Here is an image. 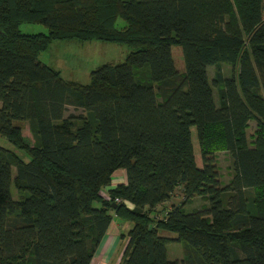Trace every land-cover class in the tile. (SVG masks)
Listing matches in <instances>:
<instances>
[{
    "label": "trees",
    "instance_id": "1",
    "mask_svg": "<svg viewBox=\"0 0 264 264\" xmlns=\"http://www.w3.org/2000/svg\"><path fill=\"white\" fill-rule=\"evenodd\" d=\"M53 40L130 52L80 84L38 60ZM0 135L29 157L0 146V264H90L112 213L130 223L118 264H264V0H0Z\"/></svg>",
    "mask_w": 264,
    "mask_h": 264
},
{
    "label": "rangeland",
    "instance_id": "2",
    "mask_svg": "<svg viewBox=\"0 0 264 264\" xmlns=\"http://www.w3.org/2000/svg\"><path fill=\"white\" fill-rule=\"evenodd\" d=\"M124 21L118 19L116 26L119 28L123 26ZM19 30L26 34L35 33H46L47 29L41 24L36 23H21L19 25ZM130 52V49L123 44H115L110 42H104L99 40H89V41H77V40H53L48 45L46 50L42 51L38 55V60L42 63L57 69L60 75L65 80L75 81L80 84H87L89 81V72L95 68L106 64H119L123 63L126 56ZM174 61L179 70H182V62L178 50H173ZM221 73L223 76L228 77L230 74V67L226 64L220 65ZM216 68L210 66L207 68L208 79L212 81ZM213 96L215 104L217 102V88L212 87ZM78 113L72 108H68L67 113ZM21 128L22 135L32 143V136L29 132L28 125L26 122H13ZM256 129V123L254 120L248 121V126L246 129L247 141L251 144L253 139V134ZM191 143L193 146V152L196 160V164L200 165L199 151L197 146L196 134L194 127L190 128ZM0 146L11 150L15 153L22 161L26 162L29 160L27 154L23 151L14 148L4 137L0 135ZM215 163L218 169L219 178L222 184H227L231 176V159L227 152L218 151L215 153ZM14 172V168L12 169ZM12 172V174H13ZM11 195L14 199L17 198V193L11 186ZM179 198H174L177 202ZM97 203H94V206ZM206 205V202L200 198H195L190 204L184 206V211L189 212L193 209H199L201 206ZM160 233L165 235L174 236L173 233L163 232ZM167 257L169 260L179 261L182 256L181 245L178 243L167 244Z\"/></svg>",
    "mask_w": 264,
    "mask_h": 264
},
{
    "label": "crops",
    "instance_id": "3",
    "mask_svg": "<svg viewBox=\"0 0 264 264\" xmlns=\"http://www.w3.org/2000/svg\"><path fill=\"white\" fill-rule=\"evenodd\" d=\"M126 175L122 169L115 170L111 175L109 186L105 190L113 188L118 184H125ZM128 207H131L128 205ZM130 228V223L121 221L113 215L103 235L90 264H118L122 250L126 244V237H122Z\"/></svg>",
    "mask_w": 264,
    "mask_h": 264
},
{
    "label": "water",
    "instance_id": "4",
    "mask_svg": "<svg viewBox=\"0 0 264 264\" xmlns=\"http://www.w3.org/2000/svg\"><path fill=\"white\" fill-rule=\"evenodd\" d=\"M149 228H150V226H149Z\"/></svg>",
    "mask_w": 264,
    "mask_h": 264
},
{
    "label": "built area",
    "instance_id": "5",
    "mask_svg": "<svg viewBox=\"0 0 264 264\" xmlns=\"http://www.w3.org/2000/svg\"><path fill=\"white\" fill-rule=\"evenodd\" d=\"M117 201V200H116Z\"/></svg>",
    "mask_w": 264,
    "mask_h": 264
}]
</instances>
